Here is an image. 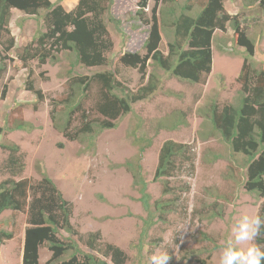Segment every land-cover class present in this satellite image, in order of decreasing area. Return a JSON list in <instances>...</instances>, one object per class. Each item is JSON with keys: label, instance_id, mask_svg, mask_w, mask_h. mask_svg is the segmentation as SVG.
Instances as JSON below:
<instances>
[{"label": "rangeland", "instance_id": "374dc122", "mask_svg": "<svg viewBox=\"0 0 264 264\" xmlns=\"http://www.w3.org/2000/svg\"><path fill=\"white\" fill-rule=\"evenodd\" d=\"M52 1L61 5L64 2L65 6H62L67 11L77 2ZM137 1L114 0L112 4L111 12L120 20L122 34L108 22L107 29L113 42L107 53L111 65L125 50L144 53L148 27L135 18ZM182 1L178 0L179 3ZM198 1H194L195 4ZM243 1L225 0V9L230 14L238 13L240 19L244 18L242 25L246 26L250 36L255 37L257 66L264 68V10L256 6L245 8ZM152 6L150 1L147 13ZM9 28L15 40L14 46L5 51L0 44V126L3 127L0 143L19 146L23 154V170L18 175H11L4 166L7 151L0 147V181L28 178L33 183L41 178V170H44L62 196L72 204L70 222L78 233L73 237L80 247L91 252L83 239L88 232L98 231L101 249L106 243H111L126 254L122 264H251L253 230L261 199L245 191L239 172L232 170L234 178H229L230 163L225 158L210 161L211 151L224 153L225 147L216 138L206 137L208 128L203 116L211 99L220 105L229 103L235 99L240 87L237 77L243 48L234 45L229 26L226 32L217 30L214 34L216 42L211 71L201 83L178 80L157 68L155 73L160 78L158 90L148 99L132 103V111L120 117L116 127L100 132L93 144L65 138L62 134L64 117L60 111L61 101L68 92L69 75H90L99 68L77 65L68 74L70 66L66 52H59L56 62L38 64L33 59L24 67L17 53L31 40L36 22L34 18L14 10ZM9 36L2 35L4 44ZM167 39L162 33L160 48L164 52ZM216 43L225 49L221 50ZM152 69L148 66L145 77L141 78L136 68L118 65L116 77L123 85L136 90L147 82ZM30 70V79L43 93L40 101L25 88ZM4 87L6 92L2 96ZM96 99L97 85L92 83L82 103V110L89 119L100 118L93 108ZM53 106L56 120H52L50 115ZM179 112L185 113L186 124L175 129H157L161 119L165 118L170 123L172 117L168 115ZM17 120L29 122L33 128L30 131L12 130ZM79 125L80 113H76L72 130ZM142 135L144 139H151L141 156L142 173L151 202L173 199L174 204L166 220H157L139 243L142 219L147 212L124 162L135 157L137 144L133 139ZM168 139L190 144L194 153L193 168H189V163L182 164L170 179V192L163 194L162 183L153 181L152 175L159 148ZM145 143L143 140L141 145ZM213 202L222 210V216L211 219L201 216ZM26 219V213L21 211L8 209L0 213V230L12 234L10 239H1L0 264H21ZM62 235L67 237L64 232ZM93 253L105 258L99 249ZM49 257L48 249L41 246L39 263L43 264ZM105 260L113 264L109 258Z\"/></svg>", "mask_w": 264, "mask_h": 264}, {"label": "trees", "instance_id": "16d2710c", "mask_svg": "<svg viewBox=\"0 0 264 264\" xmlns=\"http://www.w3.org/2000/svg\"><path fill=\"white\" fill-rule=\"evenodd\" d=\"M150 1L153 6L147 13ZM194 1L197 2L138 0L135 18L148 27L143 43L144 53L125 50L119 54L114 65L107 57L113 44L107 29L108 22L113 23L121 33L120 20L111 12L114 0H78L69 11L60 2L51 0H0V44H3L5 51L14 46L9 20L11 10L17 9L36 22L31 40L17 53L24 67L33 59L38 64L56 62L57 54L66 52L70 66L68 74L77 65L99 68L90 75H69L68 92L61 101L60 111L64 117L63 136L93 144L92 141L100 132L116 127L117 120L132 111V103L148 99L158 90L160 78L155 73L157 68L178 80L201 83L211 71L213 45L216 42L214 34L217 30L226 32L229 26L234 45L243 48V60L237 77L240 87L233 101L220 105L211 99L203 113L208 128L206 137L216 138L225 147L224 153L211 151L209 158L210 161L225 158L230 163L229 178H234L232 172H239L245 191L261 199L253 230L250 262L264 264V68L257 66L255 37L250 36L246 26L242 25L244 18L240 19L238 13L230 14L225 9V0H199L197 4ZM243 5L245 8L256 6L264 10V0H244ZM162 33L168 37L166 52L160 48ZM3 34L10 35L6 44L2 41ZM218 46L221 50L225 49L223 45ZM118 65L136 68L141 78L145 77L148 66L153 69L147 82L133 90L117 79ZM30 75L31 70L28 71L25 88L40 101L43 93L34 86ZM92 83L97 85V99L93 108L100 118L89 119L82 110V103ZM5 92L6 87L2 96ZM54 109L55 106L50 111L52 120H56ZM76 113H80V125L72 130ZM168 116L172 117L170 123L163 118L157 129H175L178 125L186 124L184 112ZM32 128L31 123L17 120L12 130L30 131ZM2 132L3 127L0 126V137ZM143 140L146 143L141 145ZM133 142L137 144V154L132 160H126L124 165L132 174L133 184L139 190V200L147 212V216L142 219L139 239V243H142L157 220H166L167 213L173 210L174 200L156 199L151 202L141 166L142 153L150 145L151 139H144L142 135L134 137ZM0 147L7 151L4 163L6 170L11 175H18L23 170V154L19 146L15 143H0ZM193 156L190 144L171 139L162 142L152 180L162 183L163 194L170 192V179L178 173L182 164L189 163V168H193ZM40 174L41 178L33 183L28 178H6L0 181V213L8 209L26 213L21 264H40L41 246L50 252V257L43 264H109L105 258H109L113 264H122L126 254L111 243H106L101 249L98 231L88 232L83 239L91 252L80 247L73 237L78 233L70 222L72 204L62 196L44 170ZM209 207L201 216L207 219L222 216V210L217 208L216 202ZM63 232L67 237L62 235ZM202 235L207 238L204 233ZM2 238L10 239L12 234L0 230V244ZM96 249L101 250L105 258L94 254Z\"/></svg>", "mask_w": 264, "mask_h": 264}, {"label": "crops", "instance_id": "0c3cea01", "mask_svg": "<svg viewBox=\"0 0 264 264\" xmlns=\"http://www.w3.org/2000/svg\"><path fill=\"white\" fill-rule=\"evenodd\" d=\"M51 1H52V0H51ZM53 2H54V1H53ZM76 3H77V2H76ZM62 5L65 6V5H64V2L62 3ZM14 10L19 11V10H17V9H12V10H11V14L13 13ZM70 10H71V9H70Z\"/></svg>", "mask_w": 264, "mask_h": 264}, {"label": "clouds", "instance_id": "9594fccd", "mask_svg": "<svg viewBox=\"0 0 264 264\" xmlns=\"http://www.w3.org/2000/svg\"><path fill=\"white\" fill-rule=\"evenodd\" d=\"M78 1V0H77Z\"/></svg>", "mask_w": 264, "mask_h": 264}]
</instances>
